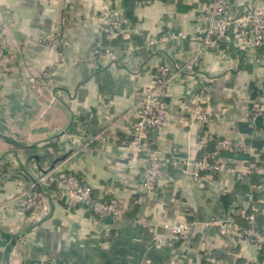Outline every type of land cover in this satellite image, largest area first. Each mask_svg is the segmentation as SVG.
<instances>
[{"label":"crops","instance_id":"1","mask_svg":"<svg viewBox=\"0 0 264 264\" xmlns=\"http://www.w3.org/2000/svg\"><path fill=\"white\" fill-rule=\"evenodd\" d=\"M225 2L230 18L264 11V0ZM206 5L0 0V264H242L255 257L264 264V248L258 254L237 232L254 209L264 228V113L250 121L252 106H264V45H243L231 31L204 44ZM111 11L126 37L105 26ZM108 47L113 55L94 56ZM193 59L194 71H181ZM159 65L172 76L165 123L150 136L161 166L149 192L142 185L147 160L129 143L134 107ZM199 106L209 113L205 126L194 114ZM215 138L243 147L250 160L223 159L236 171L253 162L248 181L223 171L195 183L182 172L183 161L214 151ZM51 170L75 175L94 198L122 202L124 215L100 220L68 208L54 185L43 207L20 214V191ZM173 219L194 224L179 243L141 224Z\"/></svg>","mask_w":264,"mask_h":264},{"label":"built area","instance_id":"2","mask_svg":"<svg viewBox=\"0 0 264 264\" xmlns=\"http://www.w3.org/2000/svg\"><path fill=\"white\" fill-rule=\"evenodd\" d=\"M206 8L205 27L203 28L204 44L214 45L216 41L224 39L228 31H231L243 45L256 47L264 45L263 10L248 9L234 18H230L225 0H207ZM105 26L112 34L126 37V30L122 25L121 16L118 12L111 11L108 13L105 19ZM113 52V48L108 47L97 50L94 56L97 58H105L113 55ZM197 61V59L188 61L181 68V71L187 73L193 72ZM171 76L172 74L167 66H157L149 87L144 89L134 107L137 119L132 125L133 139L130 141L129 147L137 154L143 155L147 160L142 185L149 192L155 187L161 166L158 153L153 148V142L150 136L160 132L165 123L167 111L164 91ZM205 92L206 90L201 91L199 98L205 96ZM263 113V105L252 106L250 121L254 122ZM194 114L202 126L209 123L210 117L205 107H196ZM222 151L233 154L245 152L243 147L234 145L229 138H215L214 151L198 159L183 161L181 163L182 172L191 177L195 183H201L223 171L233 173L236 170L224 162L221 156ZM174 153L175 149H171V157ZM175 164H177V161H174ZM255 168L253 162L245 161L242 169L236 171V180L238 182L248 181ZM1 174L2 171L0 170V176ZM51 185H54L56 188L57 198L65 199V204L68 208L81 207L87 209L100 220H116L124 215L125 206L122 202L118 200L103 201L94 198L92 188L88 184L83 183L78 177L69 172L56 173L54 170L40 174L38 183H31L20 191L17 197L19 200L20 214L31 212L35 209L37 210L41 206L43 207V197ZM261 214L264 215V210H262ZM246 221V227H240L237 232L247 243L253 245L259 254L263 250L264 245V228L257 227L255 209L247 215ZM141 224L143 226H154L164 229L167 232V239L172 243L184 241L192 225H194L179 219L164 221L159 224L144 220ZM201 225L203 228H207L212 225V222H203ZM242 264L262 263L255 257L247 258Z\"/></svg>","mask_w":264,"mask_h":264},{"label":"trees","instance_id":"3","mask_svg":"<svg viewBox=\"0 0 264 264\" xmlns=\"http://www.w3.org/2000/svg\"><path fill=\"white\" fill-rule=\"evenodd\" d=\"M212 144H213V146H214V141L212 142ZM213 149V148H212ZM211 152V151H210ZM210 152H208V153H210ZM223 155H225V157H227V159H238V158H243V157H245V160H250V158L249 159H246L247 157L246 156H244V155H242V152H238V153H235V154H233V153H230V152H227V151H222V153H221V156L223 157ZM243 156V157H242ZM226 159V158H225ZM223 201H226V199H227V196H224L223 198ZM247 224V223H246ZM246 224L245 225H243V226H240V227H246ZM257 227L258 228H260L258 225H257ZM263 248H264V245H263Z\"/></svg>","mask_w":264,"mask_h":264}]
</instances>
